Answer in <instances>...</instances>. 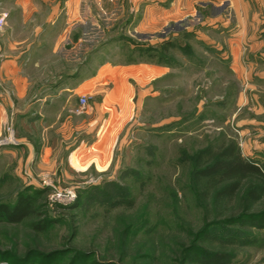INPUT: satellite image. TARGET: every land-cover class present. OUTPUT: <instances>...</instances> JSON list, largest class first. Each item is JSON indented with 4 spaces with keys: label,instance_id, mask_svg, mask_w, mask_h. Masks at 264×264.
I'll return each mask as SVG.
<instances>
[{
    "label": "rangeland",
    "instance_id": "obj_1",
    "mask_svg": "<svg viewBox=\"0 0 264 264\" xmlns=\"http://www.w3.org/2000/svg\"><path fill=\"white\" fill-rule=\"evenodd\" d=\"M13 1L0 4V33L8 36L0 64L30 54L40 65L20 67L19 76L30 79L25 96L0 80L8 94L0 112V207L27 206L17 223L0 217V264H196L194 257L213 253L227 254L226 264H264V228L227 223L264 212V198L244 202V183L216 202L223 184L192 180L199 152L208 151L206 159L228 144L264 171V16L230 13L205 23L201 34H184L179 16L163 39H149L136 31L150 1L32 0L31 10ZM52 19L54 32L32 41V50L10 39L33 40L32 28ZM19 26L29 29L14 32ZM60 32L62 47L53 53ZM105 63L163 71L130 81L135 95L121 104L132 111L99 114L102 93L77 85ZM61 106L79 111L76 125L65 114L55 121ZM94 119L95 130L84 131ZM43 147L57 161L35 164ZM41 223L44 230L33 227ZM245 236L250 245L227 242Z\"/></svg>",
    "mask_w": 264,
    "mask_h": 264
},
{
    "label": "crops",
    "instance_id": "obj_2",
    "mask_svg": "<svg viewBox=\"0 0 264 264\" xmlns=\"http://www.w3.org/2000/svg\"><path fill=\"white\" fill-rule=\"evenodd\" d=\"M8 2L7 7L10 3L11 7L13 6V0H0V4L2 2ZM81 2H86V0H80ZM127 1L133 4V6L140 7L143 4H147L148 1H150V8H145L142 6L141 11H145L143 15V21L138 25V31L140 35L148 36L149 39H152L151 37L154 36V34L159 35L161 39L165 37L167 33H169V29H174L175 23L180 22L173 21L175 18H178L179 16H182V22L184 24L183 26V33H195V34H201L203 30V25L205 23L207 24H213L221 19L224 15L227 14H235L237 17L238 14H244L245 16H264V0H122ZM32 0H22L23 9H35V4H31ZM9 6V7H10ZM85 6H87L85 4ZM149 11V12H146ZM224 13V14H223ZM22 18H27L30 15L37 14L39 16H43L44 18L47 16H56L55 12L45 13V12H21ZM137 15V14H136ZM8 25L11 20V16L9 17ZM46 20V19H45ZM171 21V22H170ZM173 21V22H172ZM55 23V20L52 19L49 22V26H45L44 28L42 26H34L32 28V32L37 35L36 37L31 40L29 37H22V39L19 38H10L13 43L16 44V46H22V48L28 47L30 43L36 42V41H42L43 38L48 39L47 32H54L53 28H51V25ZM170 26H172L170 28ZM29 28L28 27H18L15 28L14 32L21 31L27 32ZM6 30H11L9 27ZM56 33V30H55ZM166 33V34H165ZM139 35V36H140ZM144 37V36H143ZM56 39V42L53 44L52 48L53 53L57 49H61L62 45V32H60L58 39L57 37H54ZM22 40V41H21ZM8 41L7 33L4 35L3 33H0V43L4 44ZM152 42L149 40V43ZM25 44V45H24ZM34 45H30L29 49L32 50ZM15 59V58H14ZM141 64V63H139ZM26 65H32L35 67H38L40 65L39 61H35L31 58V55L29 54L27 57H23L21 60L19 58H16L15 60H5L0 64V80L4 82H8L11 84V86L16 88L17 90H23V93L21 96L26 95V90L29 88L28 81L30 80L29 77L26 75L19 76L20 73V67L24 68ZM148 67H146V70ZM142 66H138V63L134 64H109L105 63L103 64L97 71L94 76H85L81 78L82 80L77 85V90L79 88L84 89L88 88L89 85L93 84L92 86H95L97 92L102 93V101L100 104L97 105L96 111L99 114H102L104 111L110 110V112L113 113H119L121 111L120 107L122 106L124 111H132L133 104L124 107L123 104H121V101H124L126 97L128 96H134L135 95V89L131 85L130 81L137 79L138 77L143 76V72L146 71ZM154 71L158 74L162 73V68L160 67H154L150 66L148 71ZM24 71V69H23ZM74 78V79H73ZM79 77H72V80H75L76 83L79 81ZM62 87V85H61ZM55 86L53 87V89ZM48 89H44L42 94H46ZM51 88H49V91ZM67 90V89H66ZM63 89L59 92H62ZM132 96V97H133ZM8 94L4 93L0 89V112L7 110V100ZM41 101V100H39ZM126 102V100H125ZM5 106V107H4ZM76 106V104H75ZM109 107V108H108ZM6 108V109H4ZM45 108V107H44ZM46 109V108H45ZM43 110L42 107H40L39 112ZM59 114L56 116L55 121H57L60 118V114H65L66 117L69 118V122L71 125H76L78 123V120L76 116L79 115V111H75L74 106H70V108H67V106H61L60 110L58 111ZM67 121V119L65 120ZM96 123V119L89 121L88 126L85 127L84 131L92 132L94 131V125ZM93 126V127H92ZM50 128V127H48ZM94 133V132H93ZM97 133V132H95ZM78 134V132H75V136ZM82 146L83 143L81 144ZM95 148V145L92 146V148ZM94 151V149H93ZM78 152V150H72L70 152V155L68 156L67 160L69 164L73 161L75 154ZM33 160L35 164H50L53 163L56 160L51 157V148L43 147L38 153L33 155Z\"/></svg>",
    "mask_w": 264,
    "mask_h": 264
},
{
    "label": "trees",
    "instance_id": "obj_3",
    "mask_svg": "<svg viewBox=\"0 0 264 264\" xmlns=\"http://www.w3.org/2000/svg\"><path fill=\"white\" fill-rule=\"evenodd\" d=\"M208 151H201L195 158V168L192 180L195 183L206 182L215 185L223 184L214 193L216 202L234 196L247 183L243 192V201L255 204L264 198V171L252 162L244 160L233 144L225 145L209 158H204ZM123 202H116L119 205ZM27 206L24 200L19 201L10 211L0 207V217H5L11 222H19L26 214ZM230 225H246L252 228H264V212L256 215L240 214L227 220ZM36 230H44L47 226L43 223L33 226ZM251 236H245L236 242L235 238L227 240L231 245L247 246L251 244ZM229 256L225 253H213L206 258L194 257L196 264H226Z\"/></svg>",
    "mask_w": 264,
    "mask_h": 264
},
{
    "label": "built area",
    "instance_id": "obj_4",
    "mask_svg": "<svg viewBox=\"0 0 264 264\" xmlns=\"http://www.w3.org/2000/svg\"><path fill=\"white\" fill-rule=\"evenodd\" d=\"M3 18H0V27L2 26ZM87 104V96L82 95L78 98V108L83 109ZM66 194L71 198V191H67Z\"/></svg>",
    "mask_w": 264,
    "mask_h": 264
}]
</instances>
